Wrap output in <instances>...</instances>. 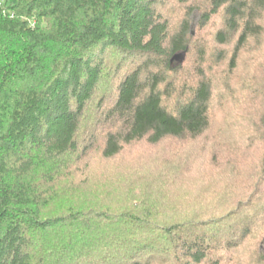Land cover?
<instances>
[{"label": "trees", "instance_id": "trees-1", "mask_svg": "<svg viewBox=\"0 0 264 264\" xmlns=\"http://www.w3.org/2000/svg\"><path fill=\"white\" fill-rule=\"evenodd\" d=\"M261 38L264 0H2L0 264H264Z\"/></svg>", "mask_w": 264, "mask_h": 264}, {"label": "rangeland", "instance_id": "rangeland-1", "mask_svg": "<svg viewBox=\"0 0 264 264\" xmlns=\"http://www.w3.org/2000/svg\"><path fill=\"white\" fill-rule=\"evenodd\" d=\"M2 0H0L1 2ZM169 13H167L169 16H172V19H181V15L185 14V11L179 8V5H174L171 6V10L169 9L168 11ZM200 12L198 10H194L193 14H192V32L195 35V31L198 28V21L200 20ZM176 21V20H175ZM261 41V43H251L250 48H248V50L250 52L257 50L258 48H260L262 45H264V38L259 39ZM260 49H263V47H261ZM247 50V51H248ZM251 57H254L255 59H259L263 62L262 66L259 68V73H263L264 72V49L263 51H261L260 53L254 55V53L252 54ZM248 60V58H246ZM245 60V62H243L242 65H246L247 63H249L251 60V58L248 60ZM175 64V63H174ZM176 65V64H175ZM170 145V142H166L165 144V148L168 149ZM142 149V153L141 156L139 158L136 157H132L131 155L132 150L130 151L129 148L125 149L124 153L119 157V158H115L113 160H103L101 159V156L98 152L93 153L90 158L88 159V161L86 162L87 167L85 168V170L88 171L89 175H93L96 171H101V172H115L117 171H123L120 169V167H126L124 166L129 165L130 167L133 166L134 164H139L138 159L141 160L144 156L145 160H143V163L147 166H156V162L153 163L152 159L156 158L157 155L156 153L150 149V146H148L146 143L141 144V147L139 148V150ZM164 151V150H162ZM154 152V153H153ZM136 160V161H135ZM140 163H142V160L140 161ZM149 163H153L152 165ZM122 164V166H120ZM154 166V167H155ZM155 173V172H154ZM188 175V172L184 173L182 172L181 176L182 178H186ZM199 177L200 176H196ZM203 180V179H201ZM147 181V180H146ZM148 182V181H147ZM201 182V181H200ZM205 184H208V182H204ZM196 185H194V183L192 184L191 182L184 188L182 189V187H178L176 188V186L172 187L170 186L169 190H172V202L173 204L177 205L179 207V209L181 208H192V205L194 204L195 199H198L199 196H203L205 194L204 190L198 189L197 187H195ZM144 187V186H141ZM145 188H140L139 191H144ZM89 192H94L96 191V189H92L91 186L88 188ZM193 191V192H191ZM191 198L193 200H191ZM177 202V203H175Z\"/></svg>", "mask_w": 264, "mask_h": 264}, {"label": "water", "instance_id": "water-1", "mask_svg": "<svg viewBox=\"0 0 264 264\" xmlns=\"http://www.w3.org/2000/svg\"><path fill=\"white\" fill-rule=\"evenodd\" d=\"M185 58H186V52L185 51L176 53L171 59V64L176 63L177 65H181L184 63Z\"/></svg>", "mask_w": 264, "mask_h": 264}]
</instances>
